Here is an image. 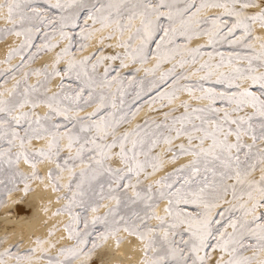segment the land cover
<instances>
[{
	"label": "snow or ice",
	"instance_id": "snow-or-ice-1",
	"mask_svg": "<svg viewBox=\"0 0 264 264\" xmlns=\"http://www.w3.org/2000/svg\"><path fill=\"white\" fill-rule=\"evenodd\" d=\"M0 17V186L27 193L51 162L73 241L5 235L0 264H89L121 232L141 264H264V0H0ZM144 104L162 118L136 122Z\"/></svg>",
	"mask_w": 264,
	"mask_h": 264
},
{
	"label": "rangeland",
	"instance_id": "rangeland-1",
	"mask_svg": "<svg viewBox=\"0 0 264 264\" xmlns=\"http://www.w3.org/2000/svg\"><path fill=\"white\" fill-rule=\"evenodd\" d=\"M5 14H6V10H5ZM5 26H7L6 20L3 17H0V27H5ZM257 33L260 34V35H264V32H262L258 28V26H257ZM11 40L14 41V42L11 43V44H8L7 50L4 52L3 55H1V51H0V70H6L8 68V64L6 63L7 53L9 51L10 47L15 46L16 38L13 37V36H9L8 39H7V42H5L3 40H0V45L1 44H4V43H9ZM112 43H116V41H112ZM255 43H256L257 47H259V41H256ZM97 47H100V45L98 43L94 42L93 43V46L88 51L89 52H94ZM221 50L222 51H225V52L232 51V49L229 46H227V45H224L221 48ZM117 51H119V49H117V48H109V47H107V42H105V45H104V52H105V54L111 55V54L116 53ZM49 59H50V56L48 58H46V56H44V58L41 61H38L37 62V66H39V64H41V63H44V62L48 61ZM18 62H19V58L18 57L13 60V63H18ZM108 63H112V62H108ZM61 67L63 68V65H61ZM113 67H115L119 71L120 70L119 69V61H116L113 64ZM123 73H125V74L129 73V69H124L123 70ZM140 75L143 76L144 73L141 72ZM151 95H154V93H150L149 96H145L144 97V100L145 101L149 100L150 97H151ZM183 98L186 99L187 96L185 95V97H183ZM139 103L140 102H138V104ZM156 107L159 108V104H157ZM150 116L153 117V118H162V117H158V114L156 112L150 111L149 108H148V106L146 104H144L143 107H142V111L137 116L136 122H143L144 119H146V118H148ZM49 163H50V166H49V171H50V169L53 168L54 165L51 162H49ZM114 163H117V162L114 161ZM22 164H23V162L20 164V168L24 172L30 174L32 171H34L28 164L27 165H22ZM43 171H44V169H42V166L39 165V175L42 178L30 180L28 182V184H29V190L27 191V193H25V191H24V187H25L24 183L23 182H20L19 180L17 181V187L15 189L11 190L10 193H9V190L8 189L4 188L3 186H0V214L2 213L4 207L9 204V202L11 200V197L10 196L13 193H15L17 191H22V194L20 196V199L21 200H25L27 198L28 194L30 192L34 191L37 187H39L40 184L47 183L46 182V177H45V172H43ZM65 176H67V175H65ZM49 181H48L47 184L50 187L51 186H54L53 185V181H52V179H51L50 176H49ZM66 181H67V177H65L62 182L66 184L67 183ZM67 191H68L67 188H64V189L58 191V194H57L58 203H56V204H55V202H54L53 199L48 198L46 196L41 199V203H42L43 210L44 211L47 210L46 211L47 213L48 212L49 213L50 212L51 213L53 212L51 215H49L50 216V217H48L49 219L47 218V220H46L47 225L50 224V226L47 229V233H45V234H42V233L36 234L35 232H32L30 234V239L27 238L26 233H24V234H22V236L17 237V238H14V235L17 234L16 233L17 231L14 228L11 229L10 226H7L6 224L2 223V224H0V237H4L5 235H9L11 237V239L8 241L9 244H15L18 241H20L21 239H23V245H22V249H21L22 252H24L27 249H30L31 247H33L34 246V241H35V239L37 237L44 238V239H52L54 241H59L60 244H64V245H69V244L73 243V241H70V240H67V239H62V240L60 239L61 237H66L67 236V232H66V230L64 228V224H66L68 222L69 216L66 213H62L60 215H55V213L57 212V210L60 209V208H62L67 203V200L63 198V197L66 196ZM160 210H161V214H163V205L161 206V209ZM103 211H106V209H103ZM9 212L11 214H16L15 213V209H9ZM57 227H58V231L56 232V235L55 236H50L51 231L54 228H57ZM131 236H133V235H129L126 232H121L120 235H119V241H120L119 243L117 242L118 241V237L115 236V235L110 236L109 239L106 242H104V241L100 242L101 246H99L95 250L94 254L91 256V258L89 260V264H94L97 261V259H96L97 257L96 256L98 255V252H99L100 248H102L107 242L109 243V242L113 241L114 244H115V246L118 249L121 246L122 241H125V240L130 239ZM138 244L140 245V241H139ZM55 253H56V249H52V254L55 255ZM104 256H102L101 257L102 259H100L102 264H105V263L106 264H110V263H112V260L113 259H111V256L108 255V258L107 257L105 258ZM141 260H142V256H141ZM123 261H125V262H123ZM114 262H115V264H126V263L128 264L129 263V261H127L125 259H115ZM39 264H45V261L44 260H41L39 262ZM139 264H141V263H139Z\"/></svg>",
	"mask_w": 264,
	"mask_h": 264
},
{
	"label": "bare ground",
	"instance_id": "bare-ground-1",
	"mask_svg": "<svg viewBox=\"0 0 264 264\" xmlns=\"http://www.w3.org/2000/svg\"><path fill=\"white\" fill-rule=\"evenodd\" d=\"M12 40L9 43H4L0 45L1 55H3L4 52L7 50L8 44L14 42ZM48 57L49 56L46 55V58ZM22 165L27 164L23 163ZM40 166H42V169H44L43 172H45L46 182L48 183L50 163L43 162L40 164ZM47 183L40 184L39 187H37L34 191L28 194L25 200L20 199L22 191H17L10 196L11 200L9 204L4 207L2 213L0 214V224L4 223L7 226H10L11 229L14 228L17 231V234L14 235V238L20 237L24 233H26L27 238L29 239L30 234L32 232H35L36 234L47 233V229L50 224L47 225L46 220L48 217H50L49 215H51L53 212L47 213V210H43L41 199L46 196L48 198L53 199L55 204L58 203V191L54 186L50 187ZM9 209H15L16 214H11L9 212ZM138 243L139 240L135 236H131L130 239L122 241L121 246L118 249L113 241L109 243L107 242L102 248H100L98 255L96 256L97 261L94 264H102L100 259H102L101 257L104 255L105 258H108V255L111 256V259L113 260L112 263H110L111 261L109 262L110 264H115V259H125L129 261L128 264H139L141 263L142 253L140 251V245Z\"/></svg>",
	"mask_w": 264,
	"mask_h": 264
}]
</instances>
